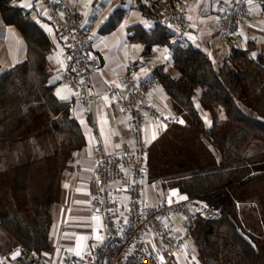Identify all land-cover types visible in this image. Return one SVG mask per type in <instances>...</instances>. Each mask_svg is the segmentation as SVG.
<instances>
[{"label": "trees", "instance_id": "obj_1", "mask_svg": "<svg viewBox=\"0 0 264 264\" xmlns=\"http://www.w3.org/2000/svg\"><path fill=\"white\" fill-rule=\"evenodd\" d=\"M17 1L0 0L1 21L15 27L26 43V59L0 75V144L59 134L66 139L64 146L46 159L57 160L64 169L84 146L83 134L69 116V103L56 97L48 64L54 45ZM254 1L264 10V0ZM154 8L151 4L142 10L153 22L151 29L141 24L129 28L130 41L143 46L145 58L157 46L170 48ZM124 15L116 10L100 31L112 32ZM154 74L182 125L169 128L150 146L147 183L175 189L182 199H196L221 212L215 220L196 217L191 241L199 264H264V241L248 230L241 210L255 203L264 230V50L232 47L227 58L214 62L200 48L175 49L171 65L156 67ZM59 116L63 127L54 120ZM58 193L56 185L53 196L37 205L32 224L18 214L0 217V227L22 248L20 263L32 251L51 252V207Z\"/></svg>", "mask_w": 264, "mask_h": 264}, {"label": "crops", "instance_id": "obj_2", "mask_svg": "<svg viewBox=\"0 0 264 264\" xmlns=\"http://www.w3.org/2000/svg\"><path fill=\"white\" fill-rule=\"evenodd\" d=\"M65 2L68 8L81 18L83 26L89 24L94 15L100 14L92 39V49L99 54L102 64V68L92 75L96 94L94 108L88 109L82 103L76 102L73 111L69 112L70 118H73L81 129L84 146L76 150L66 167L61 169L60 162L46 159L64 146L66 139L59 134L53 135L54 137L43 135L36 141L32 138L11 146L0 144V217L18 214L21 219L32 224L37 205L45 197H52L56 185H59L57 201L51 207L52 250L49 254L43 255L48 264H61L64 257L69 255L94 252L102 240L97 232L99 218L93 215L89 203L90 196L97 191L94 125L96 124L104 148L110 156L134 150L128 116L113 97L105 95L106 90L115 88L117 91H124L122 78L129 61H135L139 65L137 75L140 79L154 74L158 66L171 65L172 50L167 46L155 47L153 55L149 58L142 56L143 46L130 41L129 28L141 24L147 30L151 29L153 22L143 16L142 10L145 7L149 8L151 4L156 7L159 3L173 2L184 9L186 15L189 10L200 14L193 18L202 31H198L193 37L188 34V39L191 46L206 51L209 44L218 38L217 21L223 14L233 9L236 0H172V2L171 0H65ZM17 3L29 12L31 18L52 41L54 50L48 57V64L53 83L57 84L56 97L59 101L70 105L74 96L65 89L58 78L59 63L67 54L61 48L56 33L47 19L46 8L37 0H18ZM131 4L134 7L130 11ZM214 4L225 5V9L215 19L207 22L205 18L209 20V16L205 8ZM118 9L125 12L121 22L112 32L102 33L100 30L106 23L101 26V22L106 17H111ZM251 11L252 18L242 26L241 33L247 47L253 46L254 53H257L264 50V21L261 20L260 10L254 3ZM187 21L189 28L188 17ZM232 47H234L232 43L217 45L210 57L214 62H220L230 55ZM25 59L26 43L22 35L15 27L5 25L0 19V75ZM145 100L167 118L177 115L162 85L150 91ZM54 120L62 127L65 126L64 119L60 116L55 117ZM144 138L150 146L158 140L157 127L150 119L145 123ZM39 159L42 160L40 164L29 165ZM180 222L181 218H175L171 223L178 233L181 232ZM258 231L262 232V234L257 233L259 240L264 241V230L259 227ZM148 244L153 249L157 246L152 239H149ZM21 253L22 248L16 245L14 239L0 227V255L10 260L11 264H19ZM184 256L194 264H199L194 243L192 246L188 243L185 245ZM168 264L183 263L179 257H176Z\"/></svg>", "mask_w": 264, "mask_h": 264}, {"label": "built area", "instance_id": "obj_3", "mask_svg": "<svg viewBox=\"0 0 264 264\" xmlns=\"http://www.w3.org/2000/svg\"><path fill=\"white\" fill-rule=\"evenodd\" d=\"M47 10V19L52 25L66 57L59 63L58 78L65 89L74 96L69 105L73 111L76 102L93 109L96 94L92 75L102 68L101 59L92 49V39L100 14L94 15L89 24L70 8L65 0H37ZM255 4L264 21L261 3L254 0H236L232 10L217 21L218 38L209 44L206 54L211 55L215 46L232 43L240 50L247 45L241 33L242 26L252 18L251 6ZM131 4L129 10L133 9ZM156 12L167 36L170 49H188V21L184 9L168 2L159 3ZM131 34H128L130 37ZM139 65L129 61L122 82L124 91L108 88L105 95L113 97L117 105L127 114L134 150L110 156L103 145L96 124V169L97 191L90 196L93 215L99 218L97 229L102 240L94 252L64 257L61 264H168L179 257L183 264H194L184 256L185 245L192 238L196 217L215 220L221 217L217 209L196 199H182L175 189L155 190V204L144 199L143 188L148 177V145L144 138V127L148 119L157 127V138L180 123V116L167 118L145 98L154 88L161 85L156 74L140 79ZM154 184V183H152ZM155 185V184H154ZM239 209V206L238 208ZM181 218L180 233L171 224ZM149 239L156 242L151 248ZM0 264H11L0 255ZM19 264H48L42 254L32 251Z\"/></svg>", "mask_w": 264, "mask_h": 264}, {"label": "rangeland", "instance_id": "obj_4", "mask_svg": "<svg viewBox=\"0 0 264 264\" xmlns=\"http://www.w3.org/2000/svg\"><path fill=\"white\" fill-rule=\"evenodd\" d=\"M224 9H225V5H222V4H219V5L214 4L212 6L205 8L206 13L208 14L207 16H209V20L204 17L205 20L209 22L211 19H215L220 13L223 12ZM196 15L197 17L200 16L199 13L195 14L192 10H189V12H187V17L190 22L188 34L192 37L196 36V34H198V31H202V28H200L198 22H196V20H194L193 18ZM198 19H200V17ZM179 124L182 125L181 122ZM17 144H20V143H17ZM155 190H158L159 193L161 194V189L156 184L154 185L152 183H148L143 188L144 199H147L148 202L152 205L156 203L155 196H154ZM255 206H256L255 203L250 204V205H245L244 208L241 210L242 212L246 214L245 215L246 216V219H245L246 227L248 228V230L257 234V232H259L258 231L259 227L261 226L262 228V225L259 223L258 212H255V210L253 209ZM188 244L192 246L193 242L190 240Z\"/></svg>", "mask_w": 264, "mask_h": 264}, {"label": "snow or ice", "instance_id": "obj_5", "mask_svg": "<svg viewBox=\"0 0 264 264\" xmlns=\"http://www.w3.org/2000/svg\"><path fill=\"white\" fill-rule=\"evenodd\" d=\"M118 7H119V6H118ZM110 15H111V14H110ZM109 18H110V17H106L105 20L101 22V26H102L104 23H107ZM129 27H130V25H129ZM13 258H14V257H13Z\"/></svg>", "mask_w": 264, "mask_h": 264}]
</instances>
